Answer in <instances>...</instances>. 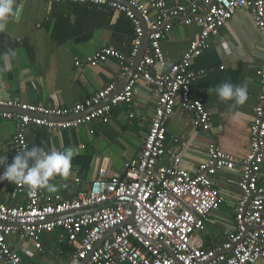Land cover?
<instances>
[{
	"label": "built area",
	"instance_id": "1",
	"mask_svg": "<svg viewBox=\"0 0 264 264\" xmlns=\"http://www.w3.org/2000/svg\"><path fill=\"white\" fill-rule=\"evenodd\" d=\"M32 1L50 6L69 3L107 7L131 21L134 35L130 53L104 47L77 61L78 67H97L112 60L120 65L125 78L141 52L146 30L151 34L135 74L108 102L117 91L116 83L72 107H45L0 96V120L15 124L8 163L18 151L29 149L32 126L58 132L94 122L107 124L113 109L122 104L129 108V117L134 118L132 107L139 83L155 89V113L141 152L126 164L123 175L107 178L102 173L73 198L58 197L52 201H46L41 190L32 197L24 186L13 185V197L26 194L28 202L11 207L0 199V256L8 264H25L9 244L11 236L31 240L36 250L44 254L42 236L62 229L65 241L74 248L65 264H264V185L260 184L264 165V69L259 72L260 92L250 124L251 149L239 165L241 197L235 228L222 244L205 248L200 235L224 202L213 179L221 171L237 169L236 159L224 153L217 143H210L208 158L194 173L182 167L180 155L162 164L167 153V125L177 107L193 116L197 130L211 135L206 104L203 99H193L198 74L192 69V61L211 49L212 40L239 10H249L264 35V0ZM175 20L180 25L197 24L201 29L181 60L167 68L162 43ZM164 247L171 249L175 257Z\"/></svg>",
	"mask_w": 264,
	"mask_h": 264
},
{
	"label": "crops",
	"instance_id": "2",
	"mask_svg": "<svg viewBox=\"0 0 264 264\" xmlns=\"http://www.w3.org/2000/svg\"><path fill=\"white\" fill-rule=\"evenodd\" d=\"M200 29L197 24L186 26L180 25L179 20L172 22V30L162 43L167 68L181 60ZM133 35L131 21L123 13L107 7L69 3L50 6L42 1L16 0V15L9 19L6 30L0 32V96L45 107H72L112 83L122 89L126 77L122 78L116 61L97 67H78L76 62L104 47L128 54ZM192 69L198 74L193 99H203L206 104L211 135L197 130L193 116L177 107L167 125V153L162 164L180 155L182 167L194 173L208 158L210 143H217L224 153L236 159L237 169L221 171L213 179V186L221 192L224 202L210 216L200 235L205 248H213L222 244L235 228V212L241 197L239 165L251 149L250 124L260 92L259 72L264 69V35L256 27L251 12L239 10L212 40L211 49L192 61ZM224 82L246 84L248 100L243 106L233 109L232 102L219 100L215 88ZM209 88L213 89L211 94ZM155 100V89L139 83L132 107L134 118L129 117V108L122 104L113 109L107 124L94 122L58 132L32 126L28 133L29 149L39 146L46 150L52 147L76 150L69 176H58L52 181L58 191L41 190L46 201L73 198L102 173L107 178L123 175L126 164L142 150L155 113ZM237 110L242 115L234 119L232 113ZM14 135L15 124L0 120V156L11 155ZM3 171L0 167V174ZM260 184L264 185V165ZM12 188L13 184L0 182V199L11 207L26 204V194L13 197ZM63 235L62 229L44 234V254L36 250L31 240H23L18 235L11 236L9 244L25 264H65L74 248Z\"/></svg>",
	"mask_w": 264,
	"mask_h": 264
},
{
	"label": "clouds",
	"instance_id": "3",
	"mask_svg": "<svg viewBox=\"0 0 264 264\" xmlns=\"http://www.w3.org/2000/svg\"><path fill=\"white\" fill-rule=\"evenodd\" d=\"M16 15V0H0V32L7 28L8 21ZM5 65V70H7ZM213 89L209 88L211 94ZM215 92L221 101L232 102L230 107L243 106L248 100V89L245 85H233L224 82L215 88ZM240 111L232 113L233 118L241 116ZM76 150L72 147L57 149L52 147L46 150L43 147L33 146L18 151L13 157L12 163H8V156H0V167L4 168L0 174V182L7 181L16 186H24L29 196H36L40 190L48 193L58 191L57 184L52 181L56 177H68L72 168V161Z\"/></svg>",
	"mask_w": 264,
	"mask_h": 264
},
{
	"label": "water",
	"instance_id": "4",
	"mask_svg": "<svg viewBox=\"0 0 264 264\" xmlns=\"http://www.w3.org/2000/svg\"><path fill=\"white\" fill-rule=\"evenodd\" d=\"M199 1L202 2L203 0H199ZM150 34H151L150 31L146 30V35H145V38H144L143 47H142V49H141V52H140L139 56L137 57V59H136V61H135V64H134L133 67L131 68V71H130L129 74L126 76V79H125L126 84H125V86H126L127 83L130 81V79L132 78V76L135 74L136 69H137V66H138V64L140 63V61L142 60V58H143V56H144V54H145L146 49L148 48ZM125 86H124V87H125ZM122 89H124V88H122ZM122 89H119V88H118L117 91H116V93H115V95H112V97H110V99L113 98L114 96L118 95ZM129 222H131V221H129ZM157 244H160V243H157ZM164 248L170 253V255H171L173 258L175 257L174 254H173V252L171 251V249H169V248H167V247H164ZM0 264H8L7 261L5 260V258H3L2 256H0ZM82 264H85V262H82Z\"/></svg>",
	"mask_w": 264,
	"mask_h": 264
}]
</instances>
